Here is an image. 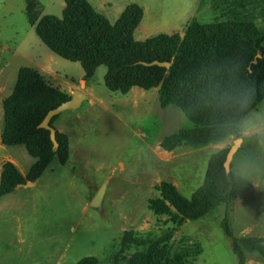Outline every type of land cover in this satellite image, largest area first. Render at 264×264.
Segmentation results:
<instances>
[{"label": "rangeland", "instance_id": "374dc122", "mask_svg": "<svg viewBox=\"0 0 264 264\" xmlns=\"http://www.w3.org/2000/svg\"><path fill=\"white\" fill-rule=\"evenodd\" d=\"M38 1V18L61 17L63 0ZM236 1L89 0L111 23L128 3L139 4L143 16L134 31L137 40L158 33L182 36L192 20L224 21ZM241 1L244 6L237 9L264 31V0ZM25 3L0 0V131L2 99L11 93L18 68L33 66L51 52L27 22ZM54 56L47 61L57 75L45 77L71 94L79 88L82 67ZM93 79V91L85 93L76 111H62L53 121L67 131L58 130L68 139L66 163L54 158L36 183L0 197V264H74L84 256H94L98 264H112L115 256L125 264L142 249L123 248V232L156 237L172 227L168 214H155L148 205L150 199L161 198L158 184L168 181L190 197L203 181L211 154L230 147L238 137L242 141L231 170L246 177L252 188L231 203L230 225L235 235L258 236L264 244V99L241 121L238 137L167 150L162 139L193 124L178 107L160 106L158 87L136 86L122 94L108 90L100 73ZM7 161L25 176L35 159L23 145L0 142V172ZM99 190L102 194L92 204ZM225 207L222 203L196 220L184 221L168 242L169 256L182 255V264H238L220 225ZM244 254L245 264H264L257 252Z\"/></svg>", "mask_w": 264, "mask_h": 264}, {"label": "trees", "instance_id": "16d2710c", "mask_svg": "<svg viewBox=\"0 0 264 264\" xmlns=\"http://www.w3.org/2000/svg\"><path fill=\"white\" fill-rule=\"evenodd\" d=\"M64 3L61 17L44 14L38 18L34 8L39 3L26 0L27 22L34 26L37 37L58 56L79 62L84 80L91 78L98 66H106L103 81L112 92L124 94L134 86L144 90L158 87L160 106L178 107L193 124L165 136L161 145L167 150L180 144L196 147L238 137L241 121L264 99V31L243 9H237L244 6L241 0L228 8L229 18L224 21L192 20L182 36L158 33L143 40L134 38L143 16L142 7L135 2L127 4L113 23L88 0ZM45 76L34 67H19L11 93L2 99L1 144L23 145L35 161L25 176L11 162L3 163L0 197L18 184L34 182L54 158L61 165L68 158V139L53 125L58 115L50 120L56 148L49 130L39 124L48 110L71 94ZM228 149L211 154L203 181L190 197L168 181L158 184L161 198L150 199L148 205L155 214H168L172 227L156 237L123 232V248L133 245L142 249L125 264H182V255L169 256L168 242L173 233L184 221L196 220L222 203L226 207L220 225L231 240L237 263L245 264L244 251L264 256L261 237L238 236L231 228V203L250 191L252 183L234 173L231 164L225 170ZM74 264L98 263L94 256H84ZM112 264L121 263L113 256Z\"/></svg>", "mask_w": 264, "mask_h": 264}, {"label": "water", "instance_id": "95a60500", "mask_svg": "<svg viewBox=\"0 0 264 264\" xmlns=\"http://www.w3.org/2000/svg\"><path fill=\"white\" fill-rule=\"evenodd\" d=\"M159 63L164 64L167 67L170 65L169 62H159ZM84 86H85V80L81 79L80 83H79V88H76L72 91L71 97L68 100L60 103L56 107L48 110L47 113L45 114V116L43 117L42 121L39 124L40 127H43L45 129L49 130L50 139L53 143L54 148H56L58 144H57V141L55 138V129L52 125H50V120L52 119L53 116L58 115L62 111L78 108L85 98V93L82 91V88H84ZM241 141H242V138L238 137V138L233 140V144L229 147V149L226 153V156H225V160L223 162V165H224V168L226 171L229 170V166H230L233 154L236 151L237 147L240 145ZM28 184L31 185L32 182L27 181L26 183L18 184L17 186H24V185H28ZM101 194H102V191L99 190L94 195V197L92 198L91 203L96 204L98 202Z\"/></svg>", "mask_w": 264, "mask_h": 264}, {"label": "crops", "instance_id": "0c3cea01", "mask_svg": "<svg viewBox=\"0 0 264 264\" xmlns=\"http://www.w3.org/2000/svg\"><path fill=\"white\" fill-rule=\"evenodd\" d=\"M39 4H40V6H41V3L38 1V0H36ZM89 1V0H88ZM131 3V2H130ZM91 4V3H90ZM129 4V3H128ZM64 5H65V3H64V0H63V8H64ZM92 5V4H91ZM93 6V5H92ZM94 7V9L96 10V11H98V12H100L98 9H97V7L96 6H93ZM125 8V7H124ZM123 8V9H124ZM122 9V10H123ZM41 10H42V8H41ZM63 10V9H62ZM122 12V11H121ZM121 12H120V14H121ZM101 13V12H100ZM42 14V13H41ZM103 14V13H102ZM119 14V15H120ZM42 15H44V14H42ZM119 17V16H118ZM117 17V18H118ZM116 18V19H117ZM108 19V18H107ZM30 25V24H29ZM32 27H33V29H34V26L33 25H31ZM34 33H35V31H34ZM36 35V34H35ZM37 36V35H36ZM39 39V38H38ZM40 40V39H39ZM41 41V40H40ZM49 49V48H48ZM50 50V49H49ZM51 51V50H50ZM55 53L54 52H46L45 53V55H44V58H40V59H38L39 61H34L33 62V66H29V67H34V68H36V69H38V71L39 72H41L42 74H44V75H46V76H51V77H55L57 74H56V72H54V70H53V67H52V65L47 61V60H49V59H54L55 58ZM57 55V54H56ZM79 63V62H78ZM106 67V66H105ZM83 70V69H82ZM105 72H106V68H103L101 65L100 66H98L97 68H96V70H95V73H94V75L91 77V78H89V79H87V81L85 80V84H86V89L83 91L84 93H87V94H91V92L93 91V89H94V85H93V83H94V79H93V77L96 75V73H100L102 76H104V74H105ZM83 75H84V71L82 72V74H81V77H83ZM134 87H136V86H134ZM133 88V87H132ZM74 89V88H73ZM85 96H86V94H85ZM66 111H76V110H74V109H69V110H66ZM54 125V127L57 129V130H61V131H64V132H67L65 129H63V127L61 128V126H60V124H53ZM39 179V178H38ZM37 179V180H38ZM37 180L36 181H34V182H32V184H34V183H36L37 182ZM18 189H20L19 187H16V191L18 190ZM14 190V191H15Z\"/></svg>", "mask_w": 264, "mask_h": 264}]
</instances>
